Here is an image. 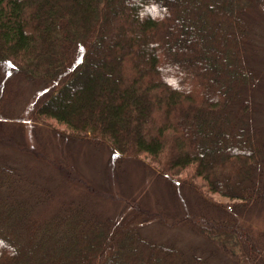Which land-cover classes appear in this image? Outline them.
Masks as SVG:
<instances>
[{
  "label": "trees",
  "instance_id": "16d2710c",
  "mask_svg": "<svg viewBox=\"0 0 264 264\" xmlns=\"http://www.w3.org/2000/svg\"><path fill=\"white\" fill-rule=\"evenodd\" d=\"M263 34L264 0H0V144L66 182L0 155V264H264ZM18 83L42 88L31 119L66 131L59 148L153 165L170 207L120 198L127 214L107 215L69 151L15 133Z\"/></svg>",
  "mask_w": 264,
  "mask_h": 264
},
{
  "label": "rangeland",
  "instance_id": "374dc122",
  "mask_svg": "<svg viewBox=\"0 0 264 264\" xmlns=\"http://www.w3.org/2000/svg\"><path fill=\"white\" fill-rule=\"evenodd\" d=\"M261 36L264 39V34ZM261 44L263 48L261 49L262 53H259V55L264 58V42ZM261 64L264 65V59L261 60ZM13 91L15 93L13 98L15 103L12 104L14 108L13 122L15 124V133L19 135L20 131H22L24 143L27 147L33 150L36 149V151L39 149L46 150L50 156L62 159L63 164L67 162L64 152L65 150L69 151L68 153L71 154H69L70 158L72 157L77 169L85 180L90 184L94 183L97 186V190L102 188L101 190L107 193V195L104 194L102 196L103 200L98 197L94 198L100 202V206L107 215L118 218L127 214L129 208H127L120 198L142 200L143 203H148L153 208L170 207L169 203L172 200L169 192L167 193L164 188L165 186L161 187V184L157 182V170L153 165L146 162H144L145 164L133 162L135 164L131 163V166L124 167L126 168L125 171L124 169L121 171V168H118L117 165L109 163V152L106 148L90 150L87 146L81 145L80 142L74 143L68 141L71 144H67L68 142H66L65 146H63L65 150H62V147L59 148L57 146L58 137L54 133H63V128H57L48 123L33 122L31 119V114L36 107V103L43 93L42 88L34 90L30 85L18 83L13 86ZM256 95L257 100L253 101L254 104L257 102V104L264 106V88L259 89ZM17 96L18 98H16ZM15 98L17 99L16 101ZM262 119L264 121V117ZM0 155L8 156L14 164L27 170L31 176L38 177L40 181L45 182L46 179L51 178L53 185L62 184L61 174L56 169L40 161L37 157L26 154L25 151L19 152L0 144ZM116 169H119V172H116ZM186 174L187 172H184L183 176ZM109 178L111 179L109 180ZM62 185L65 187L66 182ZM78 193L85 195V191L82 189H79ZM183 193L185 192L183 191ZM115 197L120 199L121 202H117L114 199ZM214 198L218 201L223 200L219 196H214ZM180 201L182 203L181 199ZM179 202L178 205H180ZM146 229L148 237H152L154 240L160 239L159 237L161 236H166L167 242L180 240L184 243H190L194 238V235L188 232V228L184 226L162 229L158 223H151L146 226Z\"/></svg>",
  "mask_w": 264,
  "mask_h": 264
}]
</instances>
